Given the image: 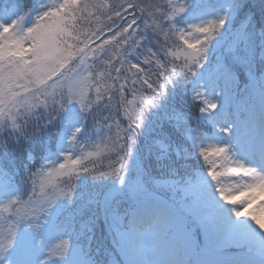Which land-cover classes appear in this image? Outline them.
I'll return each instance as SVG.
<instances>
[{"label": "rangeland", "instance_id": "obj_1", "mask_svg": "<svg viewBox=\"0 0 264 264\" xmlns=\"http://www.w3.org/2000/svg\"><path fill=\"white\" fill-rule=\"evenodd\" d=\"M60 2L39 0L28 8L12 4L0 13V132L5 126L21 128L26 118L50 107L61 115L92 112L94 129L85 140L74 141L69 153L63 147L65 123L57 139L48 136L43 143L49 151L56 140L58 147L26 173L29 185L23 191L0 168V264H264V193L259 191L264 186L263 32L253 27L242 40L235 38L232 0H188L168 11L174 26L178 16L184 23L180 31L174 27L183 47L172 52L181 63H172L171 73L176 72L174 80L191 77L214 132L193 139L209 163L196 178L146 179L124 130L127 119L136 117L138 103H145L142 95L125 91V80L137 83L138 67L129 57L123 58V69L118 66L109 41L93 46L89 31L95 21L83 24L77 11H62ZM120 2L123 8L127 0ZM203 8L211 17L205 14L206 23L195 22L194 13L202 15ZM119 11L114 7L110 14ZM107 12L105 7L100 17ZM234 40L239 42L232 45ZM93 61L101 65L91 72ZM115 66L122 71L117 86ZM115 88L126 122L116 112ZM147 103L157 104L151 97ZM107 122L112 124L108 139ZM122 141L128 143L135 170L115 179L106 161ZM90 178L93 185L80 191ZM98 195L112 244L97 262L88 249L92 231L75 227L72 218L75 202L84 206ZM232 197L237 213H229L225 204Z\"/></svg>", "mask_w": 264, "mask_h": 264}, {"label": "trees", "instance_id": "obj_2", "mask_svg": "<svg viewBox=\"0 0 264 264\" xmlns=\"http://www.w3.org/2000/svg\"><path fill=\"white\" fill-rule=\"evenodd\" d=\"M38 1L0 0V13L12 4L28 8ZM60 1L62 11L66 9L77 11L83 24L89 20L95 21L94 28L89 31L93 46L101 47L105 45L106 41H109L110 48L116 49L118 66L123 69L125 62L123 58L129 57L138 67L139 75L137 83H135L137 85L130 80H125L127 84L125 91L129 95L131 93L142 95V100L145 103H138L139 111L136 117L129 118L130 128L128 125H124V130L126 139L130 137L135 144L133 151L137 152L138 165L141 166L147 178L148 176L167 175L194 176L202 168L203 160L200 153L195 150L193 138L196 135L211 133L212 127L202 113L198 94L195 95L191 91V77L176 76L177 78L174 80L173 76L176 72L171 73V64L175 63L176 67L181 63V58L172 52L183 47L174 27L179 30L184 23L182 16H178L174 21V26L168 15V11L172 10L174 6L179 7L183 5L181 3H188V0H177V3L172 4L169 1L175 0L168 2L167 0H127L123 8L118 6L121 3L120 0ZM105 7L108 12L101 18L100 15L104 12ZM114 7L121 11L116 15H111L110 11ZM232 8L234 16L231 29L235 38L241 39L243 32L253 27L261 30L264 36V0H232ZM207 11V8H203L202 15L200 12L194 13L197 16L194 21L206 23L211 17ZM221 11L225 12L226 10L221 9ZM141 28H145V31L141 32ZM238 42L234 40L232 45ZM100 65L99 61H93L89 70L91 72L94 69L97 70ZM118 66H115L114 69L113 82L116 86L122 74ZM118 70L119 72H117ZM240 77L245 79L243 71L240 72ZM118 92L120 91L115 88L116 112L126 122L121 111L122 96ZM150 97L157 104L147 103ZM63 116L64 113L61 115L59 108L50 107L47 113L39 109V114L26 118L21 128L13 129L9 126L2 128L0 132V168L9 178L11 184L18 186L21 191L28 187L26 173L38 166L40 159L49 150L47 143H43L45 139L48 136L57 138ZM83 119H86L84 131L79 133L78 127ZM94 119L92 112L83 114L75 110L67 115V118L64 119L69 131L67 151H72L74 141L79 139L83 141L86 138L85 133L93 132ZM108 123L106 125V130H109L106 135L107 139L112 130V124ZM126 141L128 142V140ZM127 146L128 143L122 141L115 148L118 152L111 154L106 163L108 168H113L118 174L121 171L134 175L135 164ZM54 149L55 141L51 151ZM80 157V154L77 155V159ZM105 169L106 165L104 164L102 170ZM92 185L93 178H90L87 184L80 185L79 190L82 191ZM99 196H96L95 201L84 206L75 202L72 218L75 227L81 225L91 227L90 244L95 256L105 253V250L110 249L112 244L100 213Z\"/></svg>", "mask_w": 264, "mask_h": 264}, {"label": "bare ground", "instance_id": "obj_3", "mask_svg": "<svg viewBox=\"0 0 264 264\" xmlns=\"http://www.w3.org/2000/svg\"><path fill=\"white\" fill-rule=\"evenodd\" d=\"M242 175V174H241ZM244 177H245V174H244ZM259 191H261V192H263L264 193V186H263V188H261V189H259ZM233 199H230V202H228V201H226L225 202V204H226V206H228L227 207V210H228V212L229 213H233V212H239L238 211V209H237V198H234V197H232ZM213 209V208H212ZM211 209V210H212ZM223 210V207H221V208H218L217 210H215V211H211L210 213H209V216H212L213 218H214V215H218L221 211ZM264 227V226H263ZM230 264H244L243 263V261H238V262H236V261H233L232 263H230Z\"/></svg>", "mask_w": 264, "mask_h": 264}, {"label": "snow or ice", "instance_id": "obj_4", "mask_svg": "<svg viewBox=\"0 0 264 264\" xmlns=\"http://www.w3.org/2000/svg\"><path fill=\"white\" fill-rule=\"evenodd\" d=\"M12 242L11 241H9V244H11Z\"/></svg>", "mask_w": 264, "mask_h": 264}]
</instances>
